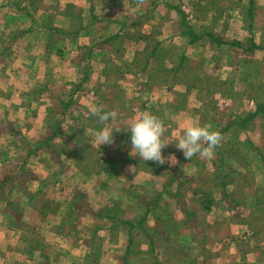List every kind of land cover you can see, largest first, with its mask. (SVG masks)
<instances>
[{
    "label": "crops",
    "instance_id": "1",
    "mask_svg": "<svg viewBox=\"0 0 264 264\" xmlns=\"http://www.w3.org/2000/svg\"><path fill=\"white\" fill-rule=\"evenodd\" d=\"M170 1L150 0L151 5L141 9L138 0H64L48 10L34 6L51 13L53 35L46 42L41 26L21 29L10 38L27 37L24 48L28 49L16 50L11 62L7 56L3 60L0 118L17 119L22 132L26 128L29 134L33 123L36 132L25 136L36 141L43 135L42 123L38 117L34 121L22 93L27 82L40 79L28 75V67L42 66L43 76L56 84L87 83L92 70L98 74L93 84L96 94L106 90L102 96L110 98L104 110L118 113L105 121L106 126L128 129L141 114L152 113L179 138L190 124L215 130L220 118L233 115L221 136L220 151L218 146L211 156L200 155L192 177L179 182L185 206L174 200L177 194L166 205H153L156 197L150 193L160 196L170 184L155 185L149 192L151 179L146 172L139 182L152 200L138 219L142 205L137 198L128 191L123 194L120 186L111 190L99 183L88 192L93 200L88 207L100 210V217L86 221L87 231L98 232L102 239L75 247L67 239L66 251L59 249L57 242L64 233L53 224L60 205L41 210L35 202L25 209L35 212L18 228V246L26 249L29 241L34 242L45 255L72 264L78 261L75 251L83 263L91 264H264V0H188L195 5L193 11L175 5L172 10ZM65 3L71 8L75 4L77 13L66 12ZM5 9L7 15L21 13L10 2ZM9 32L10 28H2L0 35ZM36 51L40 52L33 57ZM81 51L88 70L77 62ZM147 69V77H142ZM187 71L194 75L187 76ZM168 79L175 83L169 85ZM113 139L118 146L128 144L118 134ZM226 160L227 171L218 166ZM105 174L110 175L104 171L98 176ZM50 188L57 186L53 183L40 194ZM187 208H192L194 221L186 217ZM5 209L0 207V250L7 252L0 253L1 262L13 260L12 246L17 244L7 238ZM118 217L129 226L118 227ZM119 243L125 244L124 250Z\"/></svg>",
    "mask_w": 264,
    "mask_h": 264
},
{
    "label": "rangeland",
    "instance_id": "2",
    "mask_svg": "<svg viewBox=\"0 0 264 264\" xmlns=\"http://www.w3.org/2000/svg\"><path fill=\"white\" fill-rule=\"evenodd\" d=\"M62 1L64 0H0V32L2 28H10L9 33H11L9 35H0V70L4 67L3 60H5V56L10 57L11 62L13 55L16 54V50L19 48L23 47L27 52L28 48H24V42L28 40L27 37L18 36L12 41L10 39L19 33L21 29H32L42 26L46 42L53 35L52 27L54 25L52 26L53 22L50 19L51 13L46 14L42 10L38 11L34 6L44 5L43 7L48 10L53 8V5H56L57 2L60 3ZM138 1L140 9L146 7V5H151L148 2L150 0ZM8 2L13 3L14 7L20 10L21 13L9 12L11 14H5L7 9V7L5 9V6ZM161 2H165V0H161ZM71 5L68 6L65 3L63 8L66 9V12L72 11V13H77L75 12V4H73L72 8ZM167 5H170V9L175 5L176 8L179 6L186 11L187 9L193 11L195 6L188 2V0H173L170 3L168 2ZM253 6L251 7L252 9ZM52 16L54 17V15ZM6 31L8 32V30ZM42 51L44 50L41 49ZM39 52L36 51L35 56H31L36 57ZM1 54H4L3 57H1ZM79 54L80 56L76 57L78 59L77 62L88 70L90 66L83 64L82 51ZM178 61L179 56L174 59V62L177 63ZM34 68L35 70L32 75L30 73H32L31 70ZM28 69L30 70L28 75L37 77L40 81L33 80L30 84L27 82L26 88H23L25 89V93H22V98L24 95V103L30 109L32 115L36 117L34 121H38V119L41 121L43 135L36 141L29 142L26 136L36 132L33 123L29 125V134L26 128L22 132L21 125L17 123V119L0 118V169L3 168L2 172L4 173L1 175L0 170V194L3 196V198H0V207H5V211L8 210L9 212L6 216L7 226L10 227L7 238L10 239L9 241L17 243L14 244V247L12 246V249H15L14 255H12L13 260L0 261V264H72L71 262L67 263V259L62 262L60 260L57 261L50 255H45L44 251H41L42 248L36 245V243L34 244V242L31 243L29 241L26 249L18 246L19 239L21 238V234L17 232L18 228L21 227L22 229L27 218L29 221L30 218L34 217L35 211H30L28 212L29 214L25 212L28 203L36 202L42 205L41 207L43 208L41 210H45L48 205L50 208V204L52 205L53 203L60 205V213L56 215L58 217L57 223L53 225L54 227H58L59 225L60 227L58 228L64 233V235L61 234L62 236L59 237L57 242L59 249L65 247V250L62 249L63 251H66L67 239L70 242L72 241L71 243L74 247L83 242L92 244L96 243L95 239H102L98 235V232L87 231L89 226L86 221L91 217L96 219L100 217H98L100 210L96 209L97 212L90 210V204L93 203V200L88 195V192L92 189L94 190L95 185L99 186V183L110 186L111 190L114 185L120 186L123 194H126L125 192L128 191L129 194L137 198L138 202L142 205L140 214L138 213V219H141V213L145 212V207L151 204L152 197H156L153 205L160 206L162 202H165L164 204L166 205L172 198L171 196L177 194L174 196V200L185 206L186 198L178 190V184L186 177H192L197 168L200 154L194 155L190 160L185 158L182 150L175 146L174 141L178 139V134H176L175 130L167 128L162 137L164 142H168L162 149V156L165 158L163 164L151 160L143 161L142 158H139L135 150H132L128 129L113 130V134H118L128 144L125 143L118 146L113 139L111 143L99 146L95 139V134L99 129L108 127L105 121H103L104 125H102L99 120V113L104 110V105H106V102L110 98L102 96L106 90L100 93V96L96 94L93 84L98 74L93 73L91 70L87 83H84V80H78V82L68 83L61 81L56 84L51 83L50 78H47V76H43L44 74L41 71L46 73V70L42 66L36 65L35 67H28ZM147 71L148 69L143 73L142 77H147ZM168 73L170 74V72ZM186 74L187 76L194 75L193 71H187ZM20 79H22V76H20ZM173 80L168 79V84H174L175 81ZM107 93L109 92L107 91ZM255 93L258 92L255 90ZM101 103L103 105L100 107L99 104ZM93 113L96 114L94 115ZM231 119H233V115L220 118L215 131L223 129ZM37 132L39 131L37 130ZM31 140L33 139L31 138ZM221 162L218 161V163ZM218 166L222 167L225 171L230 169V163L227 160ZM104 171H108L110 175L98 176V173L103 174ZM137 172L138 174H136ZM146 172L149 173V178L151 179L148 183L150 187H148L149 192L150 190H154L153 186L155 185L161 187L170 182L167 190L161 193L160 196L155 194L156 191L150 193L152 197L144 192L146 190H144L139 180H143ZM53 183L57 186L56 190L50 188V190L40 194V190L43 191L46 187H51ZM136 186L141 190H135ZM106 188L108 190V187ZM61 189L63 192H60ZM37 190L39 191L38 193H36ZM123 194H120V196L122 195L121 197H123ZM126 196L124 195V197ZM96 204H99L98 199H96ZM187 211L186 217L190 221H194L195 215L192 208H187ZM85 221L87 222L86 226L84 224ZM117 221H120L117 223L118 227L129 226L128 222L119 217ZM123 239L125 242V238ZM120 245L124 250L125 244L119 243V247ZM9 249L11 250V247ZM20 250H22V253H20ZM25 250H28L27 253H23ZM0 253L5 255L7 252H5V249H2ZM43 255L48 257H44ZM75 256L78 261L75 260L74 264L83 263L77 251H75ZM83 264L91 263L84 262Z\"/></svg>",
    "mask_w": 264,
    "mask_h": 264
},
{
    "label": "clouds",
    "instance_id": "3",
    "mask_svg": "<svg viewBox=\"0 0 264 264\" xmlns=\"http://www.w3.org/2000/svg\"><path fill=\"white\" fill-rule=\"evenodd\" d=\"M94 115L96 113H93ZM118 117L115 110L101 111L99 113L100 121H109ZM119 130L113 127H103L95 134V139L99 146L101 144L111 143L113 141V130ZM132 150L143 161H154L160 164L165 162L162 156V149L166 142L162 139L165 134L166 126L162 119L152 113L141 114L135 119L128 130ZM221 135L210 127L201 126L198 123L188 125L174 141L175 146L182 150L185 158L190 160L194 155L200 154L209 157L213 150L219 146Z\"/></svg>",
    "mask_w": 264,
    "mask_h": 264
},
{
    "label": "trees",
    "instance_id": "4",
    "mask_svg": "<svg viewBox=\"0 0 264 264\" xmlns=\"http://www.w3.org/2000/svg\"><path fill=\"white\" fill-rule=\"evenodd\" d=\"M226 129V127H224L223 129H219L217 132H219L220 133V135L224 132V130ZM218 147V146H217ZM216 147V148H217ZM220 151V150H219ZM169 184H170V182H169Z\"/></svg>",
    "mask_w": 264,
    "mask_h": 264
}]
</instances>
